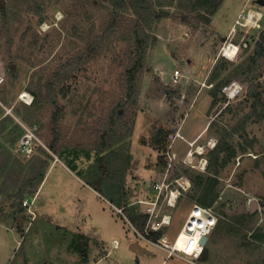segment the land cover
<instances>
[{
    "label": "rangeland",
    "instance_id": "obj_1",
    "mask_svg": "<svg viewBox=\"0 0 264 264\" xmlns=\"http://www.w3.org/2000/svg\"><path fill=\"white\" fill-rule=\"evenodd\" d=\"M154 2L165 16L148 29L137 99L121 116L134 53L130 2L0 3V264H87L83 254L97 244L88 264L95 263L119 252L113 239L142 240L135 220L156 198L153 221L168 215L171 223L149 233L172 242L193 205L205 201L219 217L197 264H264V58L251 71L264 5ZM23 126L37 128L43 144L35 158L48 161L33 204L21 190L41 159L21 154ZM101 132H109L112 152L100 147ZM171 190L180 191L174 206Z\"/></svg>",
    "mask_w": 264,
    "mask_h": 264
},
{
    "label": "trees",
    "instance_id": "obj_2",
    "mask_svg": "<svg viewBox=\"0 0 264 264\" xmlns=\"http://www.w3.org/2000/svg\"><path fill=\"white\" fill-rule=\"evenodd\" d=\"M121 2L123 3V5L130 2V5L133 9V12L136 18L131 19V21L133 22V27H132L133 34L132 35L134 37V49H133L134 53H133V58H131V63L129 64L125 72V78H126V87L124 88L125 96L123 100H121V102H118L117 104L118 110L116 111V113L119 116H121L119 112L120 109H124V107H126L130 102H135L137 99L138 81H139L140 75L145 70L147 47L150 43V34L148 32V29L152 27L154 22L160 21L165 16L164 12H161V13L158 12L154 0H121ZM117 18L118 16H116V18L112 20L113 25L117 23ZM89 54L92 55L91 53ZM263 58H264V33L261 35V42H259L256 48V51H255V55L253 58V61H254L253 68L251 70L252 73L255 70V68L259 65L261 59ZM160 87L162 91H164V93H166L167 96L169 97H173V95L175 94L174 90L167 89L162 85H160ZM48 90L50 92L53 91L52 87H49ZM100 134H101L100 147H102L106 151H109L114 143V142H111L113 140L112 138H110L109 132H101ZM221 149L222 147L220 145L218 148V151H220ZM35 156L36 155L30 157L31 158V159L29 158L30 161L35 160V159H37L36 161H38L41 159V158H35ZM48 157H50L49 154H48ZM45 159L46 160L41 159L40 162H33L30 165L31 167L30 173L32 174V177L30 178V180L26 182L25 189L23 191L21 190V193L23 195H26V193L28 192L29 194L35 196V194L37 193L39 187L41 186V184L43 183L45 179V174H46L45 169L48 165L47 158ZM207 204L208 203L204 201V204L202 203L201 205L208 206ZM147 220H148L147 216H139L136 218L135 222L138 225L137 226L138 230L142 229L145 231ZM161 236H162L161 233L152 234V238H154L155 240L159 239Z\"/></svg>",
    "mask_w": 264,
    "mask_h": 264
},
{
    "label": "built area",
    "instance_id": "obj_3",
    "mask_svg": "<svg viewBox=\"0 0 264 264\" xmlns=\"http://www.w3.org/2000/svg\"><path fill=\"white\" fill-rule=\"evenodd\" d=\"M242 18H245V15H243ZM181 77V72L176 70L174 74L175 83H178ZM23 129L24 132L22 137L20 138V152L23 156L30 158L35 155L37 148L40 147L43 143L38 136L37 128L35 126H23ZM156 188L159 190L160 197V191L162 187L158 185L156 186ZM179 192V190H177L176 192H174L173 190L170 191L167 202L168 206H170L171 204L174 193H178L176 198L177 202L179 198ZM148 204L151 207H148L147 209V213L149 214L147 215V217L149 220L145 228V233L142 234L138 230L135 231L141 237L146 238L148 241L158 245L161 249L165 250L167 252L168 258L180 257L192 264H197L196 261L202 257L205 251V246L201 243L202 238L204 236H207L209 238V236L215 231L219 224V217L217 216L213 208L203 206L201 204L193 205L186 217L184 225L172 242L166 236L155 240L154 238H152V235H150L149 230L158 232L160 231L162 226H169V224L171 223V217H169L168 215H164L160 223L153 221L152 218L156 210V206L159 204V198H156L155 201H152ZM27 205L28 203L26 204V206ZM119 212L121 213V211ZM167 217H169V224H165ZM156 225L157 229L155 228ZM113 246L116 248L118 246V243L113 242Z\"/></svg>",
    "mask_w": 264,
    "mask_h": 264
},
{
    "label": "crops",
    "instance_id": "obj_4",
    "mask_svg": "<svg viewBox=\"0 0 264 264\" xmlns=\"http://www.w3.org/2000/svg\"><path fill=\"white\" fill-rule=\"evenodd\" d=\"M56 161L52 162V166L53 164H55L56 162H59L57 159H55ZM43 185V183L41 184V186ZM41 186L39 187L38 191L40 190ZM37 191V193H38ZM33 197V200L31 201V203L33 204L35 199H36V195ZM30 202L28 204H31ZM131 205V204H130ZM133 206V205H132ZM139 216H147L144 214H141L139 212L138 214ZM134 228V226H132ZM146 228V227H145ZM142 240H137V241H128L127 244L125 246H123L118 239H113V242L118 243V246L115 248L112 244V249H114V251H119V252H114L111 253V250H108V252L104 253L103 255H101V257H99L97 259V261L95 263L92 264H100L103 261L109 260V262H106V264H144L145 262L149 263V264H156L155 261L159 262L162 261L161 264H164L168 261V256L166 254V257H158L156 250H162L164 251V253H167L165 250L161 249L158 245L148 241L146 238L141 237ZM96 243L98 242V240H95ZM132 242H137L139 243L144 249H145V253L143 254H138V253H134L133 251L130 250L129 246ZM143 243L145 245H143ZM98 245L96 244L95 246H91L87 253L85 252L83 254L85 261L88 262L90 261V259L96 257L97 255V250L99 247H97ZM152 247V248H151ZM154 249V250H152ZM160 259V260H159ZM94 260V259H93Z\"/></svg>",
    "mask_w": 264,
    "mask_h": 264
},
{
    "label": "bare ground",
    "instance_id": "obj_5",
    "mask_svg": "<svg viewBox=\"0 0 264 264\" xmlns=\"http://www.w3.org/2000/svg\"><path fill=\"white\" fill-rule=\"evenodd\" d=\"M23 99H25V101L23 100ZM21 100L22 101H24L25 103H27V104H30L31 102H32V96H30L28 93H26L25 92V94H23L22 95V97H21ZM215 139L212 141V145H214V143H215ZM197 148V147H196ZM196 148H194V150H196ZM205 148L203 147V146H199V148H197V150H196V154H198V155H203L204 153H205ZM192 160H194V153L191 151L190 153H189V156H188V163H193L192 162ZM207 165V164H206ZM201 167V166H200ZM205 169V168H204ZM180 183L184 186V187H186V188H188L189 186H190V181L189 180H187V179H181L180 180ZM177 195H178V193H174V195H173V199H172V201H171V204H170V206H174V203L176 202V198H177ZM169 217H167L166 218V222H165V224H169ZM156 229H157V225H156V227H155Z\"/></svg>",
    "mask_w": 264,
    "mask_h": 264
},
{
    "label": "water",
    "instance_id": "obj_6",
    "mask_svg": "<svg viewBox=\"0 0 264 264\" xmlns=\"http://www.w3.org/2000/svg\"><path fill=\"white\" fill-rule=\"evenodd\" d=\"M0 3L3 5L4 4V0H0ZM259 4L264 5V0H259ZM253 208H255V204L252 205ZM208 237L204 236L202 238L201 243L205 246L208 242ZM130 250L133 251L134 253H138V254H143L145 253V249L137 242H132L129 246Z\"/></svg>",
    "mask_w": 264,
    "mask_h": 264
},
{
    "label": "flooded vegetation",
    "instance_id": "obj_7",
    "mask_svg": "<svg viewBox=\"0 0 264 264\" xmlns=\"http://www.w3.org/2000/svg\"><path fill=\"white\" fill-rule=\"evenodd\" d=\"M99 137L101 138V134L99 135ZM110 152H112V151L110 150ZM136 204H137V203H136ZM132 205H135V204L133 203Z\"/></svg>",
    "mask_w": 264,
    "mask_h": 264
}]
</instances>
